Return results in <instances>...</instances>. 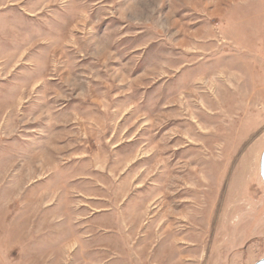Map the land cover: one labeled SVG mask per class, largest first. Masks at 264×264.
I'll return each instance as SVG.
<instances>
[{
    "label": "rangeland",
    "instance_id": "374dc122",
    "mask_svg": "<svg viewBox=\"0 0 264 264\" xmlns=\"http://www.w3.org/2000/svg\"><path fill=\"white\" fill-rule=\"evenodd\" d=\"M264 0H0V264L264 257Z\"/></svg>",
    "mask_w": 264,
    "mask_h": 264
},
{
    "label": "water",
    "instance_id": "95a60500",
    "mask_svg": "<svg viewBox=\"0 0 264 264\" xmlns=\"http://www.w3.org/2000/svg\"><path fill=\"white\" fill-rule=\"evenodd\" d=\"M259 174L260 177L262 179V181L264 182V149L260 155V160H259ZM253 264H264V257L259 259L258 261H256Z\"/></svg>",
    "mask_w": 264,
    "mask_h": 264
}]
</instances>
